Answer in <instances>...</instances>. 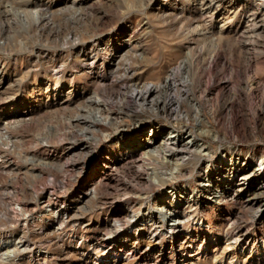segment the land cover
I'll return each instance as SVG.
<instances>
[{"label":"rangeland","instance_id":"374dc122","mask_svg":"<svg viewBox=\"0 0 264 264\" xmlns=\"http://www.w3.org/2000/svg\"><path fill=\"white\" fill-rule=\"evenodd\" d=\"M0 72V211L3 198L29 208L34 191H52L55 206L69 212L55 235L48 234L52 215L28 225L0 217V238L23 231L33 244L28 255L42 252L47 264H95L117 253L115 264H264V205L254 199L260 191L264 198V167L251 173L264 163V0H0ZM172 72L173 86L157 96L173 93L187 117L162 103L156 111L130 102L135 88L164 85ZM94 114L111 121L94 132L98 142L78 120ZM157 125L191 130L211 150L175 177L170 166L148 161L162 174L159 186L124 150L128 138ZM82 142L93 151L73 154ZM235 149L238 175L251 174L210 202L229 174L214 164ZM112 161L114 171L103 173ZM181 188L198 193L196 204L179 199L188 214L179 232L195 239L173 249L171 239L151 241L164 228L147 220ZM115 221L122 226L113 232Z\"/></svg>","mask_w":264,"mask_h":264},{"label":"bare ground","instance_id":"6f19581e","mask_svg":"<svg viewBox=\"0 0 264 264\" xmlns=\"http://www.w3.org/2000/svg\"><path fill=\"white\" fill-rule=\"evenodd\" d=\"M31 16L33 19H35V21L40 18L39 12H36V11L32 12ZM174 74H175L174 72L170 74L171 76L165 80L164 85L146 83V84H143L140 89L135 88L131 96L130 102L134 105L139 104L141 106H150L153 110H156V111L158 110L159 105L162 103L163 107H166V108L168 106L169 108L173 106L171 109L172 113L174 112L183 117H187V114L180 113V102L177 100V98L175 97L173 93L166 96L165 99L159 98L157 96V93L159 92V90H161V88L173 86L174 78H175ZM0 75H1V72H0ZM188 80L189 79L186 76L185 82H188ZM184 91H185L184 92L185 96H188L190 93L189 89L185 88ZM95 102H97V104H100L99 99H97ZM199 106H200L199 103L197 102L193 103V107H195L197 111H199L198 110ZM78 120L82 121V123L86 126L85 127L86 130L90 132L88 137L93 142H98L100 140V138L94 134L95 131L99 130V124L101 122L111 123V121L108 118L102 117L99 114H94L93 116H88V117L80 116ZM184 129L186 130L185 127ZM127 140L128 142H126V147L124 149L126 151V154H125L126 158L131 159V160L133 159L134 161H136L137 163L136 169H137L138 174L146 173V172L148 173L149 169L150 171L152 170V172L147 175L148 182H150V184H155L158 186L162 182H164V180L163 181L159 180L162 174L159 177V175L153 170V168L148 167L147 166L148 161L150 162V160L154 159L158 162V164L159 162H161L162 164L170 166L173 170V171L171 170L173 173L171 174V176L174 175L175 173V175L173 176L175 177L176 174L178 175V173L181 172L180 171L181 168L186 166L192 159L197 158V157L202 158L205 156H209L211 153V150L207 148V146H205L203 142H200V140L196 138V135L191 130H186L185 134H182V131L180 129L166 130L164 126H161V125L152 126L150 127V129H148V131L142 134H137L133 138L130 137ZM77 145L78 146L75 147V151L73 152V154H76L79 151L85 152V154L88 153L90 150L93 151V147H91L88 144H84V142H82L81 144H77ZM123 145H124V142H123ZM237 151H238L237 149L232 150L230 156H227L226 154H221L219 156L220 157L218 160L219 162L218 161L215 162L214 164L215 170L229 171V174L227 176L222 177L221 180L218 179L217 180L218 185H216L211 190L209 189L211 193L207 199L210 202H215V203L220 202V199L225 194L224 193L225 190L224 188H222L223 185L226 186L229 184H233V185L237 184L239 186L241 184L246 183V180L249 174L251 173L261 174L263 172L262 169L264 167V163L261 162L260 164H258L252 169L251 173L243 172L241 176H239L238 173L240 172V170H242V167H241L242 163L240 162V160L233 159V156L235 157V155H239L238 154L239 152ZM69 152H72V149ZM1 165L2 163L0 161V167H2ZM102 168H104L102 169V172L103 171H107L109 173L113 172L115 169V162L114 161L107 162ZM156 176H158L159 179L155 178ZM207 178L208 177H205L200 182L203 184V186H205V188L206 187L209 188L212 186L210 177L208 179ZM55 181L57 182V179L54 178L53 182ZM263 187H264V181L259 185V188H263ZM244 188L245 187H242V188L240 187L238 190L240 191ZM34 192H35L34 193L35 197L33 196L34 198H32L34 202L33 204H31L29 208L26 205L27 203L22 204V205L21 204L12 205L10 202H6L5 199L3 198L2 200L3 209L0 211L1 219L3 218L6 220H10V219H17V218L20 219V217H22L24 221L23 225H28L30 222H34L35 218H39L41 220L45 215H52L53 219L49 220V223H48L49 225L48 228H51L48 234L55 235L61 231H64V228L66 227L69 221V214H68L69 212L67 208H65V206L63 205H59L57 207L55 206V204H57L56 201L58 199L54 198V194L52 191H45V192L42 191L40 193L36 191ZM262 193L263 192L261 191L256 193L255 198H254L255 201L259 203L258 205L259 208H261L262 205H264V198H262L263 196H261ZM197 194H198L197 191L195 190L190 191L187 188H181V189H176V190L173 189V191L170 194H168L173 199L171 203L169 204V206L168 205L167 207L162 206L157 209L153 208L147 221H149V223L153 224L154 226L158 225L159 227H161V229L162 228L164 229L162 231L155 230L150 237L151 241L159 239L160 237L171 239L173 249H176L179 246L182 247L184 244H186L187 246H191L193 244V240L195 239L194 237H192L191 235L181 236V233L179 232L182 229V224L186 218V215H188L186 212L187 205L184 204L183 202L181 203L179 199L181 197H185L187 198L188 202L190 203L194 202L196 204L195 200L199 198ZM5 196H6V193H5ZM204 206L205 205H201L200 207L204 208ZM256 212L258 215L260 213V210ZM135 214L136 213H131L130 219H132L133 217H136ZM35 216H38V217H35ZM71 219H72V216H71ZM44 226L39 227L38 231H40L41 234L45 235V232L48 230V228L47 226L46 227ZM121 226L122 224L119 221H115L114 226H113V229H114L113 232L118 230ZM27 239L24 236L23 231L21 234H14V235L7 236L5 238H0V264H10L13 262H18L19 264H21L24 261H26L28 264H47L46 261L43 260L45 256L42 254V252H37L30 256L28 255L29 252L33 249L32 248L33 244ZM84 242H86V240H83L82 243H80V246H79L80 249H82V245ZM32 252L33 251H31V253ZM82 254L84 258L90 257V253L86 252L85 250L82 251ZM121 257H122V254L119 255L117 253L112 258L107 259L109 261L107 260L105 261L102 258L98 262L96 261L95 264H101L103 261L108 262V264L110 263L115 264L117 261L121 260Z\"/></svg>","mask_w":264,"mask_h":264}]
</instances>
